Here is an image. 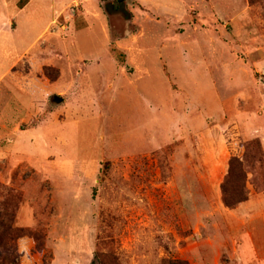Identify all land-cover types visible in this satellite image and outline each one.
<instances>
[{"label":"rangeland","instance_id":"obj_1","mask_svg":"<svg viewBox=\"0 0 264 264\" xmlns=\"http://www.w3.org/2000/svg\"><path fill=\"white\" fill-rule=\"evenodd\" d=\"M19 1L0 35V187L36 236L19 264H264V0ZM39 36L19 107L2 75L24 86ZM16 123L43 140L11 148ZM233 157L249 198L228 208Z\"/></svg>","mask_w":264,"mask_h":264},{"label":"trees","instance_id":"obj_2","mask_svg":"<svg viewBox=\"0 0 264 264\" xmlns=\"http://www.w3.org/2000/svg\"><path fill=\"white\" fill-rule=\"evenodd\" d=\"M107 12L108 8L106 7ZM261 157V149H258ZM239 175L243 178L244 186L240 190L233 192L228 191V184L232 176ZM247 172L242 160L233 157L229 162L228 174L221 184L222 202L228 208H233L241 202L248 200L249 193L246 191L245 181ZM1 192H5V197L0 201V264H19L18 258L20 251L18 241L24 236H30L36 239L35 234L30 229L15 226L17 211L21 202V195L13 188L0 187ZM164 264H189L188 261L182 259H168Z\"/></svg>","mask_w":264,"mask_h":264},{"label":"crops","instance_id":"obj_3","mask_svg":"<svg viewBox=\"0 0 264 264\" xmlns=\"http://www.w3.org/2000/svg\"><path fill=\"white\" fill-rule=\"evenodd\" d=\"M51 1L53 2L54 8H55L54 9V15H55L56 11H58L57 10L58 4L61 5V3H58V0H51ZM28 3H29V0H20L19 3H18V7H20V10H22L28 5ZM8 8H9L8 0H0V16H1L0 29H2V30H0V35L4 34L2 31H6L7 32L6 34H9V33L14 34V33H16L18 31L17 18L13 17L12 13H10L8 11ZM1 12L2 13H6L5 17H2V13ZM6 36L8 37L10 35H6ZM39 38H40V36L37 38L36 41H33L32 43H30V45L28 47V50H27L29 56H25V57H23V59L20 60L22 62L21 63L22 69H25L24 72H23V75L24 74L26 75L22 79V82H23L24 86H18L17 85L16 79L14 77L15 73H13L10 76V73H11L10 69L7 70L2 75V78L9 77L11 79L10 83L14 84L17 87V90L19 92L15 95V97L13 98L12 101L15 100L18 103L16 105H18V106L20 105L19 107L25 106L27 104V102L32 98L31 92L34 91V90L32 88H30L32 86H29V87L25 86V82L24 81L26 79H31L30 77L33 76V70H35V75L33 76V78H35L36 72L39 69V65H40V55L39 54H40L41 51H43V49H40L38 51L32 50L35 47V44H36L35 42H37ZM48 42H49L50 46H52V47L54 46V44L52 45L51 40H48ZM41 47L43 48L44 44L41 45ZM45 51H47V50H44V52ZM4 54L6 56L10 55V49L4 50ZM17 73L19 74L20 72L17 71ZM31 80H29V81L32 82ZM35 81H37V83H38V81H39L38 80V75H37V78H35ZM8 89H9V87L6 86V90L7 91H8ZM29 90H31V92ZM34 93L36 94L37 92L35 91ZM25 94H29L30 95L29 98L27 97V100H24L22 98V96H21V95L24 96ZM19 98H22L23 101L19 102L20 101ZM19 112L21 113L20 115H24L25 114L24 112H26V111H24V109L22 108L21 111L19 110ZM1 129L2 130H6V131H11L9 136H12L13 139H11V138L7 139L9 141V143L11 142L10 144H8V146H10L11 148H15L16 149V147H22L25 150H31L33 146H37L39 144V142H41V138L43 140L42 133H43L44 129L42 130V133H41V128H36V127L28 128L27 127V128L22 129L21 126L18 123H16L15 127L6 126V129H4V128H1ZM40 135H42V137H40Z\"/></svg>","mask_w":264,"mask_h":264},{"label":"water","instance_id":"obj_4","mask_svg":"<svg viewBox=\"0 0 264 264\" xmlns=\"http://www.w3.org/2000/svg\"><path fill=\"white\" fill-rule=\"evenodd\" d=\"M119 1H122V0H119ZM52 100H53L54 105H58L64 101L63 97L60 95H54Z\"/></svg>","mask_w":264,"mask_h":264},{"label":"flooded vegetation","instance_id":"obj_5","mask_svg":"<svg viewBox=\"0 0 264 264\" xmlns=\"http://www.w3.org/2000/svg\"><path fill=\"white\" fill-rule=\"evenodd\" d=\"M127 19V18H126Z\"/></svg>","mask_w":264,"mask_h":264}]
</instances>
